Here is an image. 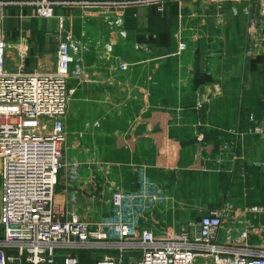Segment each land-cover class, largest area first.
<instances>
[{"label": "crops", "instance_id": "1", "mask_svg": "<svg viewBox=\"0 0 264 264\" xmlns=\"http://www.w3.org/2000/svg\"><path fill=\"white\" fill-rule=\"evenodd\" d=\"M71 1L79 2L50 18L9 5L2 22L7 53L26 49L25 71L53 70L59 40L73 55L65 127L68 139L73 120L76 143L64 152L68 167L54 202L69 200L96 230L93 224L113 218L119 190L134 195L141 227L155 235L224 207L219 238L247 222L258 243L264 135L255 128L264 129V53L249 33L253 2L186 1L160 11L157 4ZM180 42L187 49L179 52ZM145 187L156 200L141 196ZM253 205L262 210L246 211Z\"/></svg>", "mask_w": 264, "mask_h": 264}, {"label": "built area", "instance_id": "2", "mask_svg": "<svg viewBox=\"0 0 264 264\" xmlns=\"http://www.w3.org/2000/svg\"><path fill=\"white\" fill-rule=\"evenodd\" d=\"M186 1L206 0L100 3L157 4L162 11L166 4ZM249 1L256 8L249 19V33L263 41L264 0ZM78 2L0 0V264H54L60 251L64 252L62 264H79L72 253L80 250L100 254L92 264H264V235L258 234L260 241L252 243L255 229L247 222L235 235L219 238L224 207L200 216L188 228L172 226L155 235L141 227L134 195L119 190L111 196L113 218L93 224L96 230L69 208V200L54 202L58 177L68 167L65 118L72 93L68 79L73 55L68 43L59 40L53 70L25 71L26 49L16 47L13 57L7 53L2 22L9 5L29 7L36 16L50 18L57 7ZM186 49L185 42L178 44L179 52ZM255 131L264 135L260 127ZM146 193L145 187L141 194L145 200H156V195ZM261 210L256 205L246 208Z\"/></svg>", "mask_w": 264, "mask_h": 264}, {"label": "rangeland", "instance_id": "3", "mask_svg": "<svg viewBox=\"0 0 264 264\" xmlns=\"http://www.w3.org/2000/svg\"><path fill=\"white\" fill-rule=\"evenodd\" d=\"M260 37H261V35L259 36V38ZM257 48H258V50H259L260 53H264V40L261 41L260 44H258V47ZM260 77H262V76H260ZM73 97H74V93L72 91L69 102L72 101ZM72 121L73 120L70 121L71 124L68 123V129H67V131H68V139H67L66 148H65L66 154H70L71 153L70 148L76 143L75 139H72L71 137H69V136H72V134L70 133V129H69V125L72 126ZM78 143H79V145L81 147V150H86V148L88 147V145L85 144L84 142H80L79 141ZM104 189L106 190V188H104ZM102 190L103 189H100V191H102ZM104 193H105V191L103 190V196H105ZM99 255L100 254H97V253H94V252L93 253H91V252H84V253L81 254V256L79 254V257L81 259V261L79 259V264H92V262L96 259V257H100Z\"/></svg>", "mask_w": 264, "mask_h": 264}, {"label": "trees", "instance_id": "4", "mask_svg": "<svg viewBox=\"0 0 264 264\" xmlns=\"http://www.w3.org/2000/svg\"><path fill=\"white\" fill-rule=\"evenodd\" d=\"M165 10H166V9H165ZM170 12H171V11H170ZM84 252H90V251H87V250H80V251L74 252V253H72V254L76 255V256L78 257V261H79V259H80L79 254H80V256H81V254L84 253ZM63 253H64V252H62V251L57 252L56 257H55V263H54V264H62V263H63V257H64V256H63ZM80 261H81V259H80Z\"/></svg>", "mask_w": 264, "mask_h": 264}]
</instances>
